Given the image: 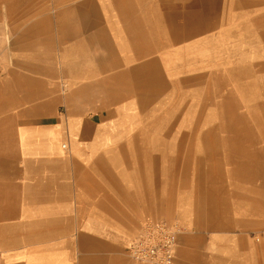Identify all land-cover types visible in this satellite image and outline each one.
Segmentation results:
<instances>
[{"label": "crops", "instance_id": "1", "mask_svg": "<svg viewBox=\"0 0 264 264\" xmlns=\"http://www.w3.org/2000/svg\"><path fill=\"white\" fill-rule=\"evenodd\" d=\"M35 2L0 0L1 264H142L158 221L172 264H260L264 0Z\"/></svg>", "mask_w": 264, "mask_h": 264}, {"label": "built area", "instance_id": "2", "mask_svg": "<svg viewBox=\"0 0 264 264\" xmlns=\"http://www.w3.org/2000/svg\"><path fill=\"white\" fill-rule=\"evenodd\" d=\"M5 41L9 46L8 35ZM64 146L66 147V145ZM180 230L178 224H168L165 221L145 224L130 245L131 258L142 264H172L175 259ZM1 258L0 253V264Z\"/></svg>", "mask_w": 264, "mask_h": 264}, {"label": "rangeland", "instance_id": "3", "mask_svg": "<svg viewBox=\"0 0 264 264\" xmlns=\"http://www.w3.org/2000/svg\"><path fill=\"white\" fill-rule=\"evenodd\" d=\"M3 4H5V2ZM34 4H35L34 5V8H35L34 10L39 14L38 17L40 16L41 13H44L46 11V6H47V8L49 7L48 9H50L52 7V10L50 12H53L54 16H57L59 14V10H60L59 0L58 1L57 0H53V2H49L48 4H46L45 0H36V2ZM1 5L2 4H0V6ZM1 9H2V7H1ZM3 14L5 15V17H8V9L6 8V6L4 8ZM9 14H10V11H9ZM5 22H7V29L8 30L6 32V31H4V27L0 28V39H1V41L5 40L6 36L8 35L9 38H10V44H11L12 32H11V29H10V23L6 19H5ZM55 22H57V21L54 20V25H53L54 34L57 33V31H59V30H57L59 25L58 26L55 25ZM2 30H3V32H2ZM56 80L57 81L54 82V85H60L59 77ZM260 198H261L260 201L263 204L264 201H262V200H264V196H260ZM260 229L257 230L259 233L261 232L259 235L254 237L252 235V233L251 234L249 233V234H247L246 238L251 243V245L258 251V253L261 254V259H260L259 263L260 264H264V234H263L264 233V225H262Z\"/></svg>", "mask_w": 264, "mask_h": 264}]
</instances>
